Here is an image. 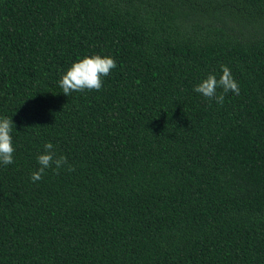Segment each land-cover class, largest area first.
<instances>
[{
  "label": "trees",
  "instance_id": "obj_1",
  "mask_svg": "<svg viewBox=\"0 0 264 264\" xmlns=\"http://www.w3.org/2000/svg\"><path fill=\"white\" fill-rule=\"evenodd\" d=\"M221 65L222 105L194 91ZM3 117L0 264H264V0H0ZM46 142L68 163L33 183Z\"/></svg>",
  "mask_w": 264,
  "mask_h": 264
},
{
  "label": "clouds",
  "instance_id": "obj_2",
  "mask_svg": "<svg viewBox=\"0 0 264 264\" xmlns=\"http://www.w3.org/2000/svg\"><path fill=\"white\" fill-rule=\"evenodd\" d=\"M117 64L114 58L110 56L92 55L85 56L74 62L62 75L59 80V86L62 93L70 96L73 92L100 91L103 87V78L110 75L111 70L116 68ZM222 75L217 78L216 75L210 74L201 83L197 84L194 91L208 100H215L222 105L225 100V94L234 92L240 94L238 82L234 79L231 69L227 65H221ZM222 89L218 95L217 89ZM13 120L3 117L0 118V164L9 165L14 163L15 148L12 141ZM44 152L37 156V162L40 165L37 171L31 174L33 183L43 179L46 169L55 166L57 174L68 161L65 156L57 157L54 152V146L51 142L43 145ZM69 171H74V167H69Z\"/></svg>",
  "mask_w": 264,
  "mask_h": 264
}]
</instances>
